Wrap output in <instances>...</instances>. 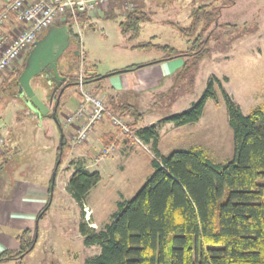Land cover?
<instances>
[{
	"label": "rangeland",
	"instance_id": "1",
	"mask_svg": "<svg viewBox=\"0 0 264 264\" xmlns=\"http://www.w3.org/2000/svg\"><path fill=\"white\" fill-rule=\"evenodd\" d=\"M235 1L233 7L221 10L219 19L221 27L214 32L209 54L201 60L186 58L183 67L170 77L169 81L136 104L137 110L143 113L141 124L151 123L158 126L156 148L163 156L173 151L200 148L213 164H225L232 160L233 135L228 125L226 107L218 89L217 100L209 99L205 102L202 117L197 123L180 127H175L172 123L158 124L161 119L187 109L199 98L212 77L222 81L223 88L238 104L242 114L248 115L256 107L264 106V0ZM175 2L178 0L174 2L160 0L158 5L151 7L143 0H134L138 6H135L137 11L148 16L150 9H154L159 13L160 19L167 21L142 24L139 37L131 42L143 43L156 36L154 43L185 51L186 40L173 24L183 27L189 25L190 19L185 18L190 10L186 11V8L192 6L197 8L212 3L221 5L216 0H194L195 5L192 6ZM112 6H117L114 8L116 11L109 10ZM104 10L108 18L99 23L98 29L88 33L84 30L81 35L84 70L85 64H89L103 76L110 68H124L129 64L162 58L163 53L129 48L132 43L121 35L118 28V23L125 16L120 3L108 5ZM44 33L40 34L38 39ZM82 48L70 44L57 61L58 72L74 77L72 85L75 83L77 71L73 51H80ZM27 55L28 53L13 67L0 74V79H5L4 86L11 87L7 83L11 81ZM48 73L43 72L35 76L33 85L36 87L35 80L44 86L47 85L50 78ZM223 78H227V81H223ZM51 84L54 87V95L56 87L52 82ZM88 85L91 88V84ZM74 86L66 89L62 100L68 97L67 101L73 103V99H76ZM92 92L96 93L93 88ZM1 96L4 97L0 100L1 112L6 116L5 122L9 130L6 133L0 128V135L4 137V144L10 152L12 148L19 150L12 155V159L2 170L1 182L4 185H13L16 176L20 177V169L25 179L36 180L42 177L48 168L56 165L57 161L55 162L53 157L55 149L52 145L57 146V126L53 119L42 118L36 123L27 120V116H22L19 85L10 88ZM109 106L111 108V105ZM113 110L116 111V107H113ZM57 118L63 128L62 133L67 147L69 146L68 154L56 174L50 208L36 225L37 244L23 260L17 261L20 264H85L88 258L99 253L100 247L83 244L79 232L80 224L86 223L88 227L101 230L110 223L112 215L118 211L117 203L131 200L153 173L154 150L151 143L146 144L140 140L139 145L119 132L120 140L117 144L107 146L113 145L112 152L97 163L89 161L90 172H98L100 180L86 195L82 214L81 206L71 197L66 186L79 164L75 161L69 162L73 157V154L69 153L77 147L81 148L77 151L86 152L87 143L72 147L71 135L76 127L71 129L70 126H64L66 117L61 110L58 111Z\"/></svg>",
	"mask_w": 264,
	"mask_h": 264
},
{
	"label": "trees",
	"instance_id": "2",
	"mask_svg": "<svg viewBox=\"0 0 264 264\" xmlns=\"http://www.w3.org/2000/svg\"><path fill=\"white\" fill-rule=\"evenodd\" d=\"M218 1L221 5L212 3L191 10L188 26L173 24L186 40L185 51L154 43V38L133 46V49L164 54L152 64L173 58L203 59L210 52L214 32L221 27V10L236 3L235 0ZM149 18L137 9L125 14L118 23L121 35L129 41L136 39L142 24ZM86 20L84 15H80L81 22ZM62 26L68 28L70 44L80 46L79 37L70 25H55ZM25 60L7 83L11 87L2 86L1 94L19 85L18 78ZM146 65H131L120 72ZM85 76L87 84L104 80L100 75L90 74L87 68ZM64 77L65 83L56 87L53 95L52 111L46 115L52 118V113H55L54 122L62 136V148L59 136L56 154L59 164L53 167L56 174L69 150L57 113L61 98L72 86L74 77ZM217 89L224 101L233 135V158L225 164L211 163L200 148L173 151L163 156L156 148L157 125L141 127L143 113L127 103L121 105V109L112 110L126 121L141 141L151 143L154 150L153 173L131 200L117 203L118 211L101 230L88 227L86 223L80 224L83 244L100 247L99 253L88 258L85 264H264V106L256 107L248 115L242 114L238 104L223 88L222 81L212 77L199 98L187 109L161 119L158 124L172 123L180 127L197 123L202 117L205 102L217 100ZM99 180L98 172H90L79 164L70 177L66 190L81 206L82 214L84 199ZM51 183L50 178L48 201L37 217L38 222L50 208ZM35 234L36 231L30 235L29 230L18 234V250L2 252L0 264L23 260L34 249L37 242L34 241Z\"/></svg>",
	"mask_w": 264,
	"mask_h": 264
},
{
	"label": "crops",
	"instance_id": "3",
	"mask_svg": "<svg viewBox=\"0 0 264 264\" xmlns=\"http://www.w3.org/2000/svg\"><path fill=\"white\" fill-rule=\"evenodd\" d=\"M8 1L10 0H1L0 10L4 6V4H6ZM143 1H145L146 5L149 4L151 7H154L160 3V0H143ZM174 1L177 0H173V2ZM191 1L192 0H178V2L175 3L185 6H188L190 4L192 6L194 4V0L193 2ZM161 5H163V1H161ZM116 7L112 6L113 9L110 8L109 10H115ZM193 8H195V6H192L191 8H186V11L187 10L191 11ZM189 12L185 19L189 18V14H190ZM107 15L108 14L106 13V10L102 11V13L98 12L96 14L91 15L88 20L89 26L87 30H85L84 32L88 33L89 31H94L95 29H98L99 23H102V20L108 18ZM148 16L150 17L149 18L150 20L146 22L147 24H152L153 22L163 21V20L167 21V19H162V18L160 19L159 13L156 12L154 9L152 10L150 9V13ZM11 18L13 19L14 15H11ZM151 38H154L155 40L156 36H152L149 39ZM131 43L132 42L130 41V44ZM135 45L137 44L132 43L131 45H129V48L133 49V46ZM81 47H83L82 41H81ZM75 52L76 51L74 50L73 58L75 56L74 54ZM158 60L159 58L158 59L156 58L148 62L129 64L124 66V68H117V69L110 68L109 70H106L103 73L104 75L102 77H104V80L99 83L91 84L90 85L91 89L97 88L95 94L100 98H102L106 106L111 110H113V107H116V109H121V105H124L126 103L132 105L137 110L136 104L138 102H142L148 94H152L154 90H157L161 85L169 81L170 77L175 75L179 71V69L182 68L183 65L185 64L184 63L185 59H181V58H173L170 60L156 62L152 64V62ZM131 65H146V66H142L138 69L127 72H120L121 70ZM85 68H87V71H89L90 74L95 73L100 76L102 75L96 72V70L89 64H85ZM44 72L48 73V71H44ZM58 74L60 75L61 78H64L63 80H60V85L58 86L52 81H50L49 83V80L52 79L51 72L49 74L50 78L47 80V85L45 86L38 83L35 80L36 82L35 83L36 87H35L33 85V81L35 77H33L29 81L30 87L34 95L42 103V105H44V107H46V109L48 110L47 114L51 113L54 103V98H53L54 87H52L51 82L55 84V87H59L66 81V78L64 77V74H62L61 71L58 72ZM4 82L5 79L1 78L0 100L4 98L1 96V86L5 85ZM72 86H74V83ZM74 91H75L74 94L76 99H73V103L70 104L67 101L68 97L65 98L64 100L61 99L60 101L61 105L59 110L64 112L65 117L69 113H71L78 104L79 96L76 92L75 86H74ZM1 104L2 103L0 101V128L2 131L7 133L9 129L7 123L5 122L6 116H4L1 112L2 109ZM109 105H111V108ZM20 110L22 112V116H27V120H30L32 122L35 121L37 123L39 120H42V118L52 119L50 117H47L46 116L47 114L44 116H40L36 111L30 109L26 105L25 99L21 96H20ZM150 124L151 123L142 125L140 123V126L144 127ZM76 126L77 124H74L70 128L74 129ZM56 134H58V142H59L60 133H58V129ZM47 138L49 139V136H47ZM123 138H125V140L127 141L129 140L126 139L127 137H123ZM119 140H120L119 131L116 128L112 127L108 121H104L101 124H97L90 131L88 139L85 142L87 143L86 146L88 147V150L86 152H81L79 150L80 151L79 152L77 151L79 147L71 150L69 155L73 154V157L69 162L72 163L75 161L79 163V165H81L83 168L90 171L89 161L97 163L95 162V158L98 155V153L103 148L107 147L112 143L116 145ZM58 142H57V146H58ZM57 146L55 145L54 147V145H52L53 149H55V152L53 154L55 162H56ZM17 152H19V150H17L16 148H12L10 152L6 144L0 146V177L2 170L7 166L9 161L12 159V155ZM54 165L52 166V168H48V170H46V172L42 175V177L37 178L36 180L25 179L21 174L22 172L21 169H20V177L19 175L16 176V180L14 181L13 185L12 184L4 185V183H2L0 179V254L5 251L18 250V243L16 241V236L20 234L23 230H29L30 235H32L34 231L37 232V228H36L37 227L36 225L38 223L37 217L48 201V185ZM16 173L18 174L17 171ZM51 201H52V197H51ZM92 224L93 226H95L94 223ZM17 263H18L17 261H10L2 264H17Z\"/></svg>",
	"mask_w": 264,
	"mask_h": 264
},
{
	"label": "built area",
	"instance_id": "4",
	"mask_svg": "<svg viewBox=\"0 0 264 264\" xmlns=\"http://www.w3.org/2000/svg\"><path fill=\"white\" fill-rule=\"evenodd\" d=\"M113 3L122 5L124 15L135 9L134 0H10L0 10V74L21 61L38 36L56 23L70 25L81 40V35L89 26V17ZM14 15V18H11ZM80 15L87 20L81 22ZM81 47V41H80ZM82 48V47H81ZM77 63L75 73V89L79 96L77 107L66 116L64 126L77 124L71 135L72 147L85 143L95 125L108 121L120 133L141 145L140 139L127 125L126 121L109 109L102 98L92 92L86 83L83 49L75 52ZM4 139L0 135V146ZM113 151V145L101 150L95 158L99 162L102 157Z\"/></svg>",
	"mask_w": 264,
	"mask_h": 264
},
{
	"label": "water",
	"instance_id": "5",
	"mask_svg": "<svg viewBox=\"0 0 264 264\" xmlns=\"http://www.w3.org/2000/svg\"><path fill=\"white\" fill-rule=\"evenodd\" d=\"M70 45L68 28L66 26L62 27H49L45 34L38 39L32 49L30 50L26 60L25 66L18 78L19 84V97H23L25 99L26 105L36 111L40 116H44L47 114L48 110L42 103L37 99L34 95L29 81L39 75L42 74L45 70H47L50 74L52 73V79L50 81L54 82L57 86L60 85L61 78L57 71V61L61 58L63 53ZM75 54V53H74ZM49 81V83H50ZM63 88L59 91L58 97L56 99V104L58 103L59 96L61 95ZM55 109V108H54ZM52 118L55 120V113H52ZM61 134H60V142H61ZM59 161L56 162L57 166ZM56 177V168L53 169L51 173V186H50V195L49 199L52 197V189L53 183L55 182ZM35 241V239H34Z\"/></svg>",
	"mask_w": 264,
	"mask_h": 264
},
{
	"label": "flooded vegetation",
	"instance_id": "6",
	"mask_svg": "<svg viewBox=\"0 0 264 264\" xmlns=\"http://www.w3.org/2000/svg\"><path fill=\"white\" fill-rule=\"evenodd\" d=\"M45 71H47V70H45ZM45 73V72H44Z\"/></svg>",
	"mask_w": 264,
	"mask_h": 264
}]
</instances>
